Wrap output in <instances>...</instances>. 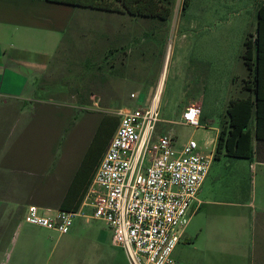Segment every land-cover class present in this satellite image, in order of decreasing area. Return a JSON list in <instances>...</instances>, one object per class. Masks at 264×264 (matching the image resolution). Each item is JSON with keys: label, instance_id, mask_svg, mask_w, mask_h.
<instances>
[{"label": "crops", "instance_id": "1", "mask_svg": "<svg viewBox=\"0 0 264 264\" xmlns=\"http://www.w3.org/2000/svg\"><path fill=\"white\" fill-rule=\"evenodd\" d=\"M86 11L47 0H0V244L6 230H20L28 224L25 215L32 205L46 214L48 210L64 207L68 196L76 200L67 203V207L76 206L79 198L84 197L78 210L92 214V208L83 205L98 167L93 172V168L86 166L84 170L82 166L88 158L91 165L100 164L103 158L105 152L97 159L90 154V147L107 114L102 115L90 142L76 135L78 140L73 143L70 139L77 131L91 130L87 117L93 114L76 105L66 108L62 102L66 93H69L68 98L78 101L85 91L89 92L88 98L94 106L102 100L101 95L112 99L106 97L110 94L106 82L81 78L88 74L102 80L112 77L110 71H99L103 64L97 63V56L105 49L90 46L87 61L76 63L74 68L84 71L79 77L75 76L76 87H67L64 74L50 79L51 70L57 74L64 63L61 52L66 34ZM256 27L257 24L255 30ZM111 50L108 52H113ZM69 53L73 54V49ZM126 79V85H137L135 79ZM246 80L250 79H243L244 87ZM244 91L240 97L230 100L250 95V91ZM223 118L214 128L217 140L221 127L228 121L227 107ZM161 123L160 120L159 125ZM70 131L74 134L66 138ZM254 148L252 163L256 159L257 163L264 164V144L255 142ZM206 155L213 156L212 153ZM220 156L219 161L225 157L227 163L238 160L227 156L225 151ZM213 165L212 162L198 199L190 209L191 220L183 237L185 246L179 249V244L173 256L178 250L177 257H184L191 264H264V174L259 190L257 186L250 190L247 184H241L240 176L231 173L229 165L217 170ZM77 219L86 226L103 222L94 220L87 224L77 216L66 235L75 233ZM25 238L28 243L33 241L31 237ZM103 241L113 264H130L126 252L112 244L111 231L104 232ZM93 249L99 252L98 248Z\"/></svg>", "mask_w": 264, "mask_h": 264}, {"label": "rangeland", "instance_id": "2", "mask_svg": "<svg viewBox=\"0 0 264 264\" xmlns=\"http://www.w3.org/2000/svg\"><path fill=\"white\" fill-rule=\"evenodd\" d=\"M182 3L183 0H177L174 14L164 31H153L152 24L147 21L94 14L89 10L76 19L65 36L62 68L57 74L52 69L50 79L64 74L70 85L67 87H76V77L84 71H78L74 66L87 61L88 48L96 45L105 49L97 56V63L103 64L104 68L99 71H110L112 77L102 80L88 74L81 78L106 82L110 92L106 97L112 99H104L101 95L102 100L97 105L85 107L93 114L87 117L91 130L84 133L86 129L83 128L75 134L70 131L66 138L74 134L70 139L73 143L78 137L90 142L103 114L119 119L118 113L123 109L146 108L163 76L159 112L163 123H158L157 134L172 135L177 148L195 140L202 153L213 154L216 170L229 165L231 173L240 176L243 186L247 184L250 190L257 186L259 190L264 164L257 163L256 159L253 163L245 159L227 163L225 157L219 161L221 156L215 158L218 140L214 128L224 119L230 99L245 92L243 79L249 75L243 59L244 40L255 30L261 0H192L184 16ZM70 49L73 54L69 53ZM111 49L113 52L109 53ZM128 78L135 79L137 85L131 82L126 85L124 80H130ZM68 94L62 103L66 108L77 106V101L68 98ZM192 104L202 109L199 129L178 123L182 111ZM170 121L176 123L168 124ZM76 224L73 235L74 231L60 235L28 224L20 230H6L0 244V264H113L103 241L104 232L110 233L109 228L103 222L86 226L80 219ZM26 236L33 241L28 243ZM182 240L179 249L185 246V239ZM93 247L99 252L96 253ZM177 253L178 250L173 256L177 264H191L184 257L178 258Z\"/></svg>", "mask_w": 264, "mask_h": 264}, {"label": "built area", "instance_id": "3", "mask_svg": "<svg viewBox=\"0 0 264 264\" xmlns=\"http://www.w3.org/2000/svg\"><path fill=\"white\" fill-rule=\"evenodd\" d=\"M160 83L146 108L118 113L119 125L83 205L90 206L92 214L82 209L44 214L32 205L26 223L66 235L77 216L87 224L100 220L130 264H177L173 253L190 223V209L209 175L213 156L203 154L195 140L177 148L172 135L157 134L164 88ZM201 115V107L189 105L182 124L199 129Z\"/></svg>", "mask_w": 264, "mask_h": 264}, {"label": "trees", "instance_id": "4", "mask_svg": "<svg viewBox=\"0 0 264 264\" xmlns=\"http://www.w3.org/2000/svg\"><path fill=\"white\" fill-rule=\"evenodd\" d=\"M48 2L65 4L76 9L89 10L107 14L126 15L129 18L147 21L152 24V30L164 31L170 22L177 4V0H47ZM192 0H183L182 16L190 8ZM244 64L248 70L250 80L245 81L246 91L250 95L232 100L227 108L228 121L221 127L215 158L223 151L229 157L252 161L255 156L254 143L264 144V0L258 6L257 27L254 33H249L244 40ZM89 92L81 94L77 101L78 107H89L93 104L89 100ZM119 119L104 116L92 140L90 154L97 159L105 152L113 138ZM86 159L82 169L86 166L96 171L98 163L91 165ZM98 161V160H97ZM72 197H66V205L60 210L76 211L84 197L74 207H67Z\"/></svg>", "mask_w": 264, "mask_h": 264}, {"label": "bare ground", "instance_id": "5", "mask_svg": "<svg viewBox=\"0 0 264 264\" xmlns=\"http://www.w3.org/2000/svg\"><path fill=\"white\" fill-rule=\"evenodd\" d=\"M162 83H163V76H162V78H161L160 88H161V86H162Z\"/></svg>", "mask_w": 264, "mask_h": 264}]
</instances>
